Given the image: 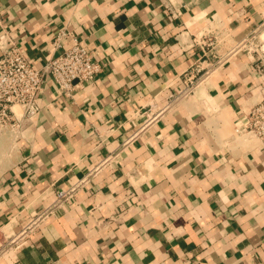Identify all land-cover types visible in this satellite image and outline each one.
Listing matches in <instances>:
<instances>
[{
  "label": "crops",
  "instance_id": "1",
  "mask_svg": "<svg viewBox=\"0 0 264 264\" xmlns=\"http://www.w3.org/2000/svg\"><path fill=\"white\" fill-rule=\"evenodd\" d=\"M61 30L103 70L72 97L47 80L24 135H0V226L120 153L0 264H264V149L235 137L264 96V0H0V36L36 67ZM209 32L230 44L256 32L258 52L147 120L182 90L207 52L192 39Z\"/></svg>",
  "mask_w": 264,
  "mask_h": 264
},
{
  "label": "built area",
  "instance_id": "2",
  "mask_svg": "<svg viewBox=\"0 0 264 264\" xmlns=\"http://www.w3.org/2000/svg\"><path fill=\"white\" fill-rule=\"evenodd\" d=\"M209 33L210 35L205 34L203 37L196 35L192 39L191 48H206L207 52L184 73L182 90L172 94L164 106L147 120H155L173 103L191 97L203 81L215 69L224 66L234 54L245 50L258 52L256 32L235 44H230L223 33ZM66 41L70 43L67 44ZM52 44L53 54L40 67H36L26 49L12 35L6 32L0 36V135H24L27 127L40 113L38 96L47 80L51 79L63 94L72 97L80 84L93 80L103 70V65L92 58L76 34L61 30ZM210 56L214 59L208 60ZM260 71L263 76L262 67ZM245 119V123L236 129L235 137L258 141L264 149V96L245 111ZM119 153L113 152L106 156L75 185L59 190L52 204L41 211L31 212L25 223L22 224L16 217H12L0 226V260L6 254L28 244L32 234L58 207L70 201L78 188L88 184Z\"/></svg>",
  "mask_w": 264,
  "mask_h": 264
},
{
  "label": "rangeland",
  "instance_id": "3",
  "mask_svg": "<svg viewBox=\"0 0 264 264\" xmlns=\"http://www.w3.org/2000/svg\"><path fill=\"white\" fill-rule=\"evenodd\" d=\"M259 48V47H258ZM10 137H13V134L9 135ZM1 151V150H0Z\"/></svg>",
  "mask_w": 264,
  "mask_h": 264
}]
</instances>
